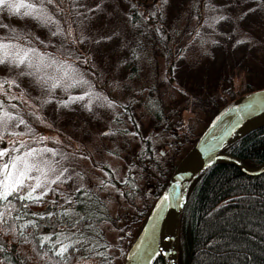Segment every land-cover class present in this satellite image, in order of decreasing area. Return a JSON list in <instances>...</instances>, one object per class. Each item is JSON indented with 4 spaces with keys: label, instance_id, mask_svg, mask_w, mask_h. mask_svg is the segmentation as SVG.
<instances>
[{
    "label": "rangeland",
    "instance_id": "374dc122",
    "mask_svg": "<svg viewBox=\"0 0 264 264\" xmlns=\"http://www.w3.org/2000/svg\"><path fill=\"white\" fill-rule=\"evenodd\" d=\"M80 1L82 3L77 5L78 11L76 18L74 17L78 20L79 27L75 34L72 33L73 39L76 40L72 44L78 51L79 58H82L78 60L79 63L83 64L87 59L90 69L69 71V74H74L76 79L82 78L88 83L69 89L67 95L68 97L76 96L91 91L99 95L101 99L93 102L91 111L84 107L87 98L82 102L70 103L67 107L58 105L56 108L53 102L42 105L36 98L35 91L37 88L43 90L44 84L38 83L37 77L29 80L26 76H20L17 68L0 65V74H7L8 79H15L20 85L19 90L17 87H12L9 93L17 96L23 93L27 103L19 100V108L35 112L33 121L25 120L26 125L16 127L17 121L15 120L13 124L11 121L8 124L6 135L16 130L26 131L30 126L35 132H39L40 136L49 137V143L44 147L62 154L63 159L60 155L54 158L60 161L57 168H68L73 176L72 180L58 186L59 191L82 186L89 187L103 196L107 213L111 218L110 221L101 223L105 237L110 243L107 251L111 254V264H121L123 254L119 248L123 247L127 234L132 229L134 222L131 217L139 214L153 199L155 191L160 187L159 181L163 177L162 173L176 162L210 117L209 109L199 108V101L202 98H198V106L193 107L190 95H195L198 89L203 87H208L209 90L214 89L211 76L218 68H213V66L219 63L227 48L220 44L219 39L225 38L227 31L222 28L223 21L217 23L214 27L217 29V31L214 30L216 32L214 38H216H212L209 42L200 39L195 31L191 34V38L186 39L188 45L183 54L182 48L185 44L182 42V34V38L176 40V46L181 48V51L175 60V65L167 69L164 56L158 52L162 47L152 48L150 46L148 29H157V24L148 23L147 27L144 21L138 24L141 30L138 40L135 36V26L132 25L133 19L126 16L125 8L119 7L116 0H103L102 2L75 0L76 3ZM96 1L99 2L95 3ZM215 1L216 3L224 2V0ZM97 4L100 7L95 12L87 11L88 8L95 9ZM136 6L140 9H136V13L139 14L143 8L140 5ZM189 6H194L192 0H167V3L162 1L160 6L156 8L153 6V9L159 22L162 21V17L166 18L175 35L185 22L183 14L185 15L186 11L184 9ZM64 8L66 13L71 15L73 11L71 12L68 3L62 7V11ZM229 9L233 10L232 7ZM24 11L25 9H22L20 16L12 17L14 14H11L7 8L0 10V24L8 26L1 28V36L10 38L12 45L15 43L16 35L21 34L22 30L29 32V28H25L22 24ZM217 13L218 11L213 9L212 17ZM24 19L36 28V33L44 31V25L38 20L28 16H24ZM234 20L238 22L235 16ZM194 22L193 17L189 18L186 28ZM111 25L110 32L107 33V39H105L102 33ZM209 29L207 27L205 30L210 33L209 36H212V30L209 31ZM262 29L260 26L252 27L251 32L254 36L252 43L247 41L246 28H243L241 35L236 28L233 29L235 35L242 39L245 38L248 45L243 51L240 41H236L234 45L237 47L231 49V54L226 53V57L224 56L229 62L228 65L233 66V91L243 88L238 77L239 73H242L240 71L242 68L256 69L258 75L264 72V69L259 66L264 49H260V42H256L258 37L262 36ZM49 34L45 32L40 36L45 38ZM87 34H91L92 40L85 42L82 46L79 38ZM138 41L140 42L138 49L140 60L137 72L133 76L130 75V78H126L128 71L123 60L129 53L130 46H135ZM217 46L219 50H216ZM203 49L204 52H202ZM86 50L93 58L90 55L87 58ZM232 56L234 57L231 58ZM232 60L235 64H232ZM20 70L22 71L23 68L21 67ZM224 70L223 67L221 71ZM43 72L44 70L40 68L38 76H41ZM61 74L63 76V73ZM56 77L59 78V75L56 74ZM33 81L36 82L34 87L27 90L28 87L24 85H31L30 82ZM218 82L220 86L216 88L226 86L221 78ZM253 82H257L256 76ZM6 86L7 89L8 86ZM65 92L63 88L62 93ZM218 94L223 96L225 91L221 89ZM105 97L107 100L103 99ZM108 101L113 103V107L107 106ZM129 111L138 116L137 131L132 130L126 116ZM155 111L160 113L157 120L153 119ZM113 119L120 120V122H115ZM146 130H148L151 141L150 155L146 154L143 138L137 136L142 135L143 137ZM133 132L137 135H131ZM105 133L108 134L105 135ZM153 133L157 135L152 136ZM5 139L9 141L6 136ZM15 139L20 140L22 137L16 136ZM11 140L14 139L11 138ZM31 147L38 148L37 145ZM45 158L53 159L50 153L45 154ZM105 167L110 172L108 175H105L107 173ZM111 178L113 181L110 180ZM102 180L104 184H101ZM53 187L57 186L53 185Z\"/></svg>",
    "mask_w": 264,
    "mask_h": 264
},
{
    "label": "trees",
    "instance_id": "16d2710c",
    "mask_svg": "<svg viewBox=\"0 0 264 264\" xmlns=\"http://www.w3.org/2000/svg\"><path fill=\"white\" fill-rule=\"evenodd\" d=\"M99 1L102 2L103 0ZM162 1L164 0H116L119 7L125 8L124 12L126 11V16L133 19L134 23L132 25L135 26V36L138 40L141 35L138 24L144 21L146 27L149 25L148 23L158 25L157 29H148L150 31V46L152 48H156V46L162 47L158 52L164 56V63H166L167 69L175 65V60L181 51V48L176 46V40L182 38V34V42L185 44L182 48L183 54L184 49L188 45L186 39L191 38L192 33L196 31L200 39L207 40L208 42L212 41V38L216 36L215 31H217L214 27L222 21L224 22L222 28L227 32L226 37L220 38L219 42L223 47L227 46L225 48V57L226 53L227 55L228 53L231 54V49L237 47L234 45L236 41H240L243 51L248 46L245 38L242 39L235 35L234 28L239 31L240 35L243 28H246L247 41L252 43L254 40L251 32L252 27H262V36L258 37L256 42H260V49H264V0H224L222 3H216L215 0H192L194 6L184 9L186 11V16L183 14L185 22H183L181 30L177 31L175 35L166 18L162 17L161 22L157 20V14H155L153 6L155 8L160 6ZM24 2L28 3L31 0H24ZM66 3H68L71 12L73 11L71 15L66 13L65 8L64 11L60 10ZM81 3L82 1L76 3L73 0H56L55 4L47 6V11L54 19L59 20L60 26L65 30V33H67L70 25L71 33L75 34L79 27V22L74 17L76 18L78 11L77 5ZM133 4L140 5L143 8L139 14L136 13V9H139L137 6L135 9L131 7ZM230 7L233 10H230ZM249 7L255 9V11L248 12ZM213 9L217 10L218 13L212 17L211 13ZM235 11L236 13H234ZM13 14V16L11 15L12 17L16 15L20 16V13ZM221 16L226 19H219ZM234 16L238 22H235ZM22 17V24L25 28H29V32L22 30L21 34L16 35L13 45L37 49L38 54L41 53L46 57L45 65L49 64L51 60L56 61L50 67L40 66L44 70L41 76H45L44 79L48 80V84L43 85V90L37 88L35 96L37 94L36 98L42 105H47L46 101L51 99L53 102L51 103L57 108L58 105L60 106L57 101L68 100L69 97L67 91L64 94L62 93L63 87L50 90L49 85L53 80L58 79L56 74L60 78L62 76L61 73L64 74L66 70L68 73L72 70L77 72L80 69H87L88 71L90 64L85 63L87 59L83 64L79 63L78 60L81 57L79 58V53L72 44L73 34L71 36H52L51 31H54L55 28L52 27L50 29L44 25L42 33L46 32L50 34L48 35L49 37L43 38L40 36L42 33H36V28L26 22L27 20L24 19L23 14ZM191 17L195 19V22L189 28H186L188 27V19ZM110 27L112 25L102 33L105 35V39H107V33L110 32ZM207 27L210 28L209 31L212 30V36H209L210 33L205 30ZM113 28L115 29V25H113ZM1 34L2 31H0V41L11 44V39L7 36L2 37ZM91 40V34L83 35L79 38V42L82 41L80 42L82 46H84L85 42H90ZM229 43L230 47H228ZM139 46V41L135 46L132 47L131 45L129 53L124 57L123 62L126 64L128 71L126 78H130L137 72L138 61L140 60L138 53ZM216 50H219V46L216 47ZM202 52H204V49ZM86 53L87 58L89 55L92 57L88 50H86ZM224 56H222L221 62L219 61L216 66H213V68H218L213 71L211 76L214 89L209 90L208 87H203L198 89L199 91L195 95H190L193 107L198 106V98H202L199 101V108L209 109L211 113L210 117L229 100L246 92L264 87V72L258 75V70L244 67L240 70L242 73H239L238 76L240 85L243 88L233 91V66L228 65L229 62H227ZM33 59L36 60V57H33ZM260 59L262 60L259 66L264 69V54ZM129 61L132 62L129 63ZM232 64H235V62L233 61ZM82 66L83 68H80ZM21 67L24 71H27L23 66ZM223 67L225 70L222 72ZM18 71H21L20 68ZM255 76L257 82H253ZM5 77L7 78V74H0V79ZM26 77L29 80L36 78L34 76ZM220 78L226 86L216 88L220 86L218 82ZM35 83L33 81L30 82L31 85L24 86L28 87L26 89L29 90V88L34 87ZM17 89L19 90V88ZM221 89L225 91L223 96L218 94ZM104 92L106 91L104 90ZM28 97L31 98V96ZM13 103L17 104L18 108L15 111L11 108L8 110H11L14 116L19 113L25 120L33 121L35 117V115H32L33 111L24 110L22 107L19 108V100L9 101L6 99L5 107ZM43 107L45 108L46 106ZM153 114L154 118L151 117L154 120L160 117L159 111H155ZM126 116L132 130L137 131L136 119L138 116L136 113L129 111ZM113 120L118 123L120 122V120ZM14 121H12V124ZM30 128L33 130L32 127ZM13 132L25 133V135L19 136L22 137L20 140H16V136H11L9 135L10 133L7 135L5 133L8 140L12 138L18 141L16 147H20V142H27L28 147L37 145L38 148L44 147L49 143L48 140L43 143H36L34 136L39 137L40 133L34 130L32 133H29L28 130H16L11 133ZM155 135L157 134H152V136ZM137 136L143 138L146 154L150 155L151 141L148 130L143 134V137L142 135ZM6 142V139L0 142V147L6 146ZM24 151H27V148H21V152ZM218 151L229 152L246 166L260 164L264 157V125L226 140L218 148ZM173 165L166 172L162 173L163 177L159 181L160 187L155 191L153 199L139 214L131 217L134 222L132 229L128 232L127 240L123 247L119 248L123 256L136 225L159 193ZM104 169L107 173H110L106 167ZM110 180L113 181V178ZM124 182L127 183L126 180ZM78 187L81 188L80 192L76 191ZM60 192L63 195L50 192L42 202L38 204L30 203L27 209L22 208L21 202L18 200L10 198L12 199V205L10 206L11 216L9 217L8 225H0V229H2L0 230V243L5 248V251L0 253V262L2 264H111V254L107 251L110 248V243L106 239L101 227V223L111 220L107 213L103 196L89 187L82 186H74V188ZM65 198H70L72 203L65 204ZM51 200H56L57 204L48 203ZM65 208L71 209L70 214L68 216L59 215V213H63ZM0 210H4L2 206H0ZM25 212L27 215L24 214ZM48 212H54L58 215L48 217ZM33 213L36 215H33ZM41 214L43 218H41ZM16 215H21L23 219L14 221L12 217ZM29 219L35 220L37 227H27L24 229V236L22 237L19 234V225ZM76 221H79V223L76 228H72V224ZM12 225L16 226V231H9ZM60 232H63L65 236H70L72 240L80 241L73 248H70L63 258L54 254L51 243H45L43 247L40 244L42 236ZM24 237H27V240ZM55 239L56 237L53 235V240ZM69 242L67 239L64 240V243ZM98 251H103L106 259L105 257L97 256L96 252ZM148 264H162V262L158 256L154 255ZM176 264H264V171L258 175H246L240 172L233 164L221 161L212 162L204 166L190 179L185 188L177 222Z\"/></svg>",
    "mask_w": 264,
    "mask_h": 264
},
{
    "label": "snow or ice",
    "instance_id": "6c2138e0",
    "mask_svg": "<svg viewBox=\"0 0 264 264\" xmlns=\"http://www.w3.org/2000/svg\"><path fill=\"white\" fill-rule=\"evenodd\" d=\"M73 2H75V0H73ZM55 3L56 0H31V2L28 3H25L24 0H18V2H13V0H0V10L7 8L13 13H20L21 9H25L23 12L24 16L36 19L50 29L55 27V30L51 31L52 36H71L72 33L70 25L67 33H65V30L60 26L59 20L54 19L53 16L48 14L47 6L53 5ZM164 3H167V0H164ZM99 7L100 5L97 4L95 9L88 8L87 11L95 12L97 9H99ZM131 7L135 9L136 5L133 4ZM62 10L63 9H61V11ZM254 11L255 9L249 7L248 12ZM245 15H247V13H245ZM219 19L223 20L226 18L221 16ZM6 27L8 26L5 24H0V28ZM109 39H111V37H109ZM72 42H76V40L73 39ZM97 42L99 43V41ZM33 57H36V60H34ZM45 59L46 57L42 54L38 55L37 49L33 47L17 46L0 41V65L12 66L17 69L23 66L25 69H27V71H20V76H34L37 77L38 83L42 82L43 84H48V80H45L42 76H38L40 66L44 65L46 67H50L52 64H55L56 61L51 60L49 64L45 65ZM85 63H87V61H85ZM87 83L88 81L83 80L82 78L76 79L74 74L70 75L67 71H65L63 76L53 80V82L49 85V88L50 90H54L58 87H63L65 91H68L73 87ZM5 85L8 86L7 89H5ZM12 87H20L15 79H8L6 77L0 79V97H3L0 98V142L4 141L8 124L11 121H17L16 127L27 124L23 116H20L19 113L14 116L12 112L8 110L9 108L17 109V104L13 103L5 107L6 99L9 101L20 100L24 103H27V101L24 100L23 93H20L18 96L9 94ZM86 98L87 103L84 104V107H86L89 111L92 110L93 102L95 100L101 99L99 95L93 94L91 91H86L82 95L69 96L68 100L57 101V103L63 107H67L70 103L82 102L85 101ZM103 99L107 100L106 97ZM46 102L51 103L52 100L49 99ZM107 106L113 107V103L108 101ZM32 115H35V112H32ZM28 131L29 133L33 132L30 126L28 127ZM107 134L108 133H105V135ZM9 135L23 136L25 133L13 132ZM131 135L135 136L137 133L133 132ZM48 139L49 137L45 136H34L36 143H43ZM17 143L18 141L16 140H9L6 142V146L0 147V206H2L4 209L0 210V225H8L9 217L11 216L10 206L12 205V199L21 202V207L27 209L30 203L38 204L42 202L50 192L57 195H63V193L59 191L58 186L73 179V176L69 173L68 168H57V165L60 163V161L54 160V158L60 155L61 159H63V155L58 153L56 150L47 147H28L27 142H20V147H16ZM21 148H27V151L21 152ZM49 153L53 159L45 158V154ZM105 175H108V173H105ZM101 184H104L103 180L101 181ZM53 185H56L57 187H53ZM112 187L115 186L112 185ZM76 191L80 192L81 188H76ZM121 195H124V193H121ZM48 203L57 204V201L51 200L48 201ZM64 203L71 204L72 200L70 198H65ZM70 212L71 209L65 208L63 213H59V215L68 216ZM24 214L27 215L26 212ZM33 215L36 214L33 213ZM47 215L48 217H52L53 215L58 214L54 212H48ZM41 218H43L42 214ZM12 219L14 221H20L23 219V217L21 215H16L12 217ZM78 223L79 221L74 222L72 224V228H76ZM29 226L37 227L36 221L29 219L19 225V234L22 237L24 236V229ZM16 230L17 228L15 225H12L9 228V231ZM53 235L56 237L55 240H53ZM24 238L27 240V237ZM66 239L70 242L64 243V240ZM45 243H51L54 254L63 258L65 254L68 253L69 249L73 248L75 244L80 243V241L72 240L70 236H65L63 232H60L42 236L40 239L41 247H43ZM4 251V245L0 243V253H3ZM96 255L99 257H105V253L103 251L96 252ZM0 264H2V262H0Z\"/></svg>",
    "mask_w": 264,
    "mask_h": 264
},
{
    "label": "water",
    "instance_id": "95a60500",
    "mask_svg": "<svg viewBox=\"0 0 264 264\" xmlns=\"http://www.w3.org/2000/svg\"><path fill=\"white\" fill-rule=\"evenodd\" d=\"M264 125V87L241 94L218 108L173 165L165 183L136 225L121 264H176L177 222L190 179L212 162H228L246 175L264 171V157L246 166L229 152L218 151L228 139ZM167 198V199H166Z\"/></svg>",
    "mask_w": 264,
    "mask_h": 264
}]
</instances>
